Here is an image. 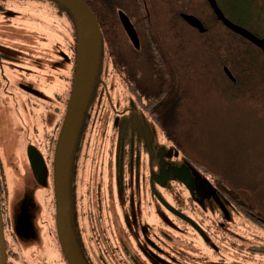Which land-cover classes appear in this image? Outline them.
<instances>
[{
  "label": "flooded vegetation",
  "instance_id": "1",
  "mask_svg": "<svg viewBox=\"0 0 264 264\" xmlns=\"http://www.w3.org/2000/svg\"><path fill=\"white\" fill-rule=\"evenodd\" d=\"M131 1L135 11L113 8L118 16L113 24L116 39L111 48L102 45L70 161L71 222L84 263L264 264V244L256 236L257 225L264 230V217L234 191L242 185L216 180L211 170L212 178L200 170L203 183L198 182L199 164L165 137L161 108L165 89L178 71V19L171 11L166 20L153 18L157 4L165 0ZM25 5L27 12L22 11ZM161 23L173 31V48L160 32ZM77 42V25L68 6L58 0H0L3 264H69L56 229L53 174ZM146 54L149 86L140 82L141 66L129 62ZM150 122L161 127L160 137L148 133ZM30 145L44 159L45 187L34 179ZM171 146L178 147L181 156L168 171L188 168L189 183L155 178L163 177L168 159L161 151ZM39 211L42 229L30 230L29 220ZM2 254L0 227V264Z\"/></svg>",
  "mask_w": 264,
  "mask_h": 264
},
{
  "label": "rangeland",
  "instance_id": "2",
  "mask_svg": "<svg viewBox=\"0 0 264 264\" xmlns=\"http://www.w3.org/2000/svg\"><path fill=\"white\" fill-rule=\"evenodd\" d=\"M93 1L111 10L115 7L126 8L127 12L136 10L135 3L131 0ZM194 1L200 4L192 6L193 13L212 20L204 1ZM218 3L229 17L239 19V14L233 13L227 0H218ZM159 4L161 3L157 5ZM170 4L175 6L176 1L165 2V7L158 9L159 12L153 18H169ZM29 9L28 5L22 7V11L27 12ZM178 21L182 36L178 71L165 89L166 95L161 108L165 137L175 141L196 163L206 165L232 184L249 189L264 211V108L247 97L248 90L245 87L230 85V80L222 71L225 50H221V45L224 42H219L217 35L223 38L222 35L226 37L228 34L222 26L216 25L217 35L213 33L202 36L182 20ZM161 27L160 32L164 33L165 42L173 48V31L167 23H161ZM228 36L234 39L230 41L231 49L241 46L256 52L247 43L240 45L242 43L237 42L240 40L231 33ZM218 47L221 48L219 51ZM129 62L133 67L134 63L141 66L143 74L140 82L143 86H149L151 70L148 54L137 61L130 58ZM231 66L237 70L233 62ZM148 125L149 134L154 137L162 135L158 124L150 122ZM174 161L175 158L168 159L166 166L172 165ZM256 236L257 242L264 244V230L259 225Z\"/></svg>",
  "mask_w": 264,
  "mask_h": 264
},
{
  "label": "water",
  "instance_id": "3",
  "mask_svg": "<svg viewBox=\"0 0 264 264\" xmlns=\"http://www.w3.org/2000/svg\"><path fill=\"white\" fill-rule=\"evenodd\" d=\"M58 1L68 6L75 17L78 42L77 63L70 94V100L63 121L62 129L57 141L54 158L55 161L53 175L56 197V229L58 232L62 251L66 256L69 264H85L81 257L73 234L69 201V169L74 142L80 128V124L84 116L97 73L102 48V34L97 17L93 9L87 4V2H85L84 0ZM207 1L218 20L223 22V24L231 31L239 34L240 36L257 46L259 49H261L264 55V37L258 36L247 27L242 26L241 24H238L237 22H234L229 17H227L223 9L218 4L217 0ZM181 17L190 26L196 28L199 32H206V26L197 15L193 13L182 12ZM224 70L231 79H235L227 66L224 68ZM137 120L138 119H136V125L138 128L139 120ZM161 154L167 159H171L173 156L174 158H176L179 154L181 156V153H179L177 148H175L174 146H171V148L169 149H162ZM29 158L33 167V176L36 183L41 187H45L47 185V173L46 170L44 171V159L38 149L33 145L29 146ZM168 169L169 168L167 166L166 171L162 173L163 177L159 178L157 176L155 177L156 180H162L166 182L172 177H175L177 180L183 181L185 183L190 182L191 174L188 168L176 167L173 171H168ZM195 175L197 181L203 183V180H201V177L203 178V175L200 170L196 172ZM207 181L209 180L207 179ZM39 215L40 211L36 219L29 220L28 227L30 230H34V228L36 231L42 229ZM0 227L1 241L3 245V264L5 250L1 216Z\"/></svg>",
  "mask_w": 264,
  "mask_h": 264
},
{
  "label": "trees",
  "instance_id": "4",
  "mask_svg": "<svg viewBox=\"0 0 264 264\" xmlns=\"http://www.w3.org/2000/svg\"><path fill=\"white\" fill-rule=\"evenodd\" d=\"M85 1L93 9L97 17V20L99 22L101 34H102V45H105V42H106L107 43L106 46L108 48H111L115 42V39H116L115 32L117 31L116 29L117 27L114 26L113 24L117 25L116 23L118 22V16L113 10H111L107 6L98 4L94 2L93 0H85ZM167 1L169 2V0H165V2ZM174 1H176L175 6H171L170 4L171 14H172L171 17L178 19V20H182L183 22L185 21L181 17V13L182 12H192L193 13L192 6L200 4L194 0L193 1L173 0V2ZM203 1L206 7L211 12L213 19L211 20L204 16H200V14H197L204 22V25L207 27V32L204 34H201L196 31V33L202 36L211 35L213 33L214 35H217L216 25L220 24L223 30H225L228 34L231 33L236 39L240 40V41H237V42L242 43V44L239 43L240 45H244L247 43L248 45H251L252 47L255 48L256 52H252L249 48H244L241 46L235 49H231L230 41H234V39L228 36V34L226 37L222 35L223 38H220L217 35L218 41L224 42L221 45L222 49L220 47L217 48L218 49L217 51H219L220 49L222 51L225 50L223 52L224 62L222 64V71L224 68L223 66H227L232 72L233 76L236 78V82H233L232 80L229 81L230 85H234V86L236 85V87L238 88L245 87L248 90L247 97L251 98L252 101H256L257 104H260L261 107L264 108V55H263V52L261 51V49L256 47L254 44L250 43L248 40L242 38L241 36L235 34L230 29H228L220 20L217 19L208 1L207 0H203ZM227 1L229 5L231 6V9L233 10V13L239 14V17H238L239 19L235 20L230 17L232 20L238 22L242 26L249 28L251 31H253L258 36L264 37V0H227ZM165 2H163V4L161 2V4L156 6V8L158 7L157 9H160L161 7H165L164 5ZM190 3H192V5ZM69 12H70V17L72 19V23H76L75 17L72 14L70 9H69ZM186 24L187 23H185V25ZM188 27L190 28V26ZM229 38H231V40H229ZM231 62H233L237 66V70H234V68L231 66ZM226 78H227V75H226ZM163 93H164V90L161 92V94ZM165 93H166V90H165ZM199 166L202 167L204 171L209 173L210 169L207 166L200 164V163H199ZM212 173L214 174L215 177H218V179L216 180L227 183L231 187H233L234 184H232V182L229 181L227 178L223 177L216 171ZM233 189L234 191L238 193L239 196H241L247 201V204L251 205V208L255 209V207H257V215L264 217V211L260 208L258 200H256V197L253 196V194L251 193L249 189L243 186L233 187Z\"/></svg>",
  "mask_w": 264,
  "mask_h": 264
}]
</instances>
